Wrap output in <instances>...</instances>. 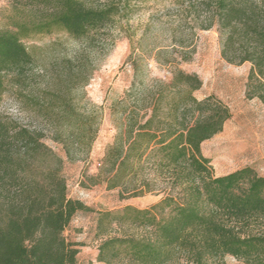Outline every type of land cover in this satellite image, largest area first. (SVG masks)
Masks as SVG:
<instances>
[{
    "label": "trees",
    "instance_id": "16d2710c",
    "mask_svg": "<svg viewBox=\"0 0 264 264\" xmlns=\"http://www.w3.org/2000/svg\"><path fill=\"white\" fill-rule=\"evenodd\" d=\"M133 0H11L0 27V99L11 80L24 83L34 61L26 41L65 33L82 43L60 62L34 97L19 92L44 125L31 129L0 118V264H77L76 243L63 234L73 217L90 211L68 196L65 162L87 152L97 134L94 113L76 108L71 90L82 88L92 69V47L112 42L111 29ZM209 25L220 36L221 54L250 64L247 98L264 106V3L204 0ZM86 62V63H85ZM196 74L175 69L150 92L141 116L129 114L115 137L122 155L106 177L120 198L161 193L148 207L125 205L99 211L97 261L104 264H264V175L243 166L215 176L201 143L222 130L229 107L213 95L197 99ZM44 128L58 142L43 141Z\"/></svg>",
    "mask_w": 264,
    "mask_h": 264
},
{
    "label": "rangeland",
    "instance_id": "374dc122",
    "mask_svg": "<svg viewBox=\"0 0 264 264\" xmlns=\"http://www.w3.org/2000/svg\"><path fill=\"white\" fill-rule=\"evenodd\" d=\"M104 1V0H100ZM204 0H133L131 12L116 21L112 42L87 52L91 74L82 88L71 90L72 102L83 113H94L97 134L90 149L65 162L62 172L68 196L82 201L90 211L78 212L63 234L76 243L77 264H104L97 261L99 211L125 205L148 207L161 198L152 192L120 198L119 188H107L106 177L122 155L124 145L114 143L129 114L141 116L150 102V92L171 79L175 69L196 74L201 85L193 91L197 99L213 95L226 104L231 117L222 130L201 143L215 176L243 166L264 175V106L245 95L248 62L231 63L221 54L220 36L209 25ZM263 2L264 0H257ZM11 0H0V27L7 26ZM34 55L24 83L9 82L0 99V118L38 129L44 120L35 117L19 92L34 97L50 78L59 77L60 62L82 48L80 41L65 33L53 32L26 41ZM43 141L57 154L59 144L44 128ZM264 233V222L261 227ZM214 264H218L214 261ZM226 264H239L225 257Z\"/></svg>",
    "mask_w": 264,
    "mask_h": 264
}]
</instances>
